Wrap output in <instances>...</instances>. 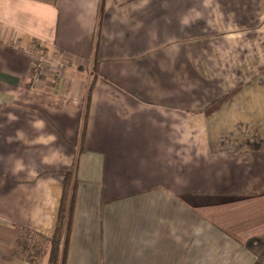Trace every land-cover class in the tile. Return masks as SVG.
I'll return each instance as SVG.
<instances>
[{"label": "crops", "instance_id": "1", "mask_svg": "<svg viewBox=\"0 0 264 264\" xmlns=\"http://www.w3.org/2000/svg\"><path fill=\"white\" fill-rule=\"evenodd\" d=\"M66 182L65 264H264V0H0V264Z\"/></svg>", "mask_w": 264, "mask_h": 264}, {"label": "trees", "instance_id": "2", "mask_svg": "<svg viewBox=\"0 0 264 264\" xmlns=\"http://www.w3.org/2000/svg\"><path fill=\"white\" fill-rule=\"evenodd\" d=\"M72 196L69 184L66 182L62 197L57 227L49 240L50 256L48 264H65L66 249L71 225Z\"/></svg>", "mask_w": 264, "mask_h": 264}, {"label": "built area", "instance_id": "3", "mask_svg": "<svg viewBox=\"0 0 264 264\" xmlns=\"http://www.w3.org/2000/svg\"><path fill=\"white\" fill-rule=\"evenodd\" d=\"M33 67H34V73H35V78H37L40 74V64L36 61H34L33 63Z\"/></svg>", "mask_w": 264, "mask_h": 264}, {"label": "clouds", "instance_id": "4", "mask_svg": "<svg viewBox=\"0 0 264 264\" xmlns=\"http://www.w3.org/2000/svg\"><path fill=\"white\" fill-rule=\"evenodd\" d=\"M10 119H16V117L10 116ZM23 170V165H18L17 168L14 170L15 172H19Z\"/></svg>", "mask_w": 264, "mask_h": 264}]
</instances>
